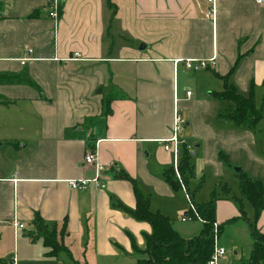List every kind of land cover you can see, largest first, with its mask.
<instances>
[{
    "label": "crops",
    "instance_id": "0c3cea01",
    "mask_svg": "<svg viewBox=\"0 0 264 264\" xmlns=\"http://www.w3.org/2000/svg\"><path fill=\"white\" fill-rule=\"evenodd\" d=\"M54 3L57 18L48 15ZM210 7L208 0H0V260L136 264L146 255L133 244L142 250L151 227L119 207H136L135 187L181 237L198 234L200 220L182 219L184 192L162 177L174 169L161 140L172 135L176 111L193 165L185 186L195 204L217 191V225L239 215L225 196L240 197L235 167L264 185V120L255 129L235 126L219 117L231 103L216 97L229 75L240 94L252 87L264 111V3L215 0L214 15ZM212 57L195 72L174 64ZM88 152L105 164L102 186L73 189L67 179L94 176ZM243 207L251 219L252 206ZM36 217L70 254L49 257L41 238L28 236ZM227 225L217 245L233 246L239 264L251 250L249 227L243 219ZM256 225L264 231V209Z\"/></svg>",
    "mask_w": 264,
    "mask_h": 264
},
{
    "label": "trees",
    "instance_id": "16d2710c",
    "mask_svg": "<svg viewBox=\"0 0 264 264\" xmlns=\"http://www.w3.org/2000/svg\"><path fill=\"white\" fill-rule=\"evenodd\" d=\"M228 77L229 75L220 77L225 87L223 91L216 93V97L230 102L232 108L224 113H220L219 117L233 123L235 126L255 129L264 120V111L255 106L252 87L246 95H242L228 82ZM10 78L14 79L15 77L8 76L4 80ZM180 155L179 174L183 183L187 184V181L193 175L191 153L186 146H182ZM236 172L240 197L230 196L228 194L229 190L225 191V196H229L237 205L239 215L233 216L227 220V223L237 219L245 220L252 239V246L248 256L241 259L239 264H264V231L260 230L256 225L258 216L264 209V185L261 180L254 179L241 170ZM123 177L129 179L126 174ZM162 177L173 188L177 189L180 187L171 168L163 171ZM134 193L136 207L133 210L127 209L122 205H119V207L132 218L147 222L151 227L150 233L144 235V248L142 250L133 244L132 248L135 253L139 254V252H143L146 255L145 257L138 258L136 264H207L214 248L215 234L216 237H219L223 229L222 224H218L216 233L213 230V224L216 223L215 202L219 195L217 191H213L210 199L206 202L195 204L198 218L193 216L189 211L186 214L190 219H201L202 222L199 233L189 238L181 237L172 227L168 217L160 212L151 211L148 199L141 193L139 188L135 187ZM244 200L252 206L253 216L251 219L245 214L243 207ZM34 224L36 227L33 232H36L46 247L50 249L46 254L47 256L56 257L58 252L70 254L60 241L56 239L54 231L52 229L48 230V227H46L39 217L35 218ZM33 232H28V236L33 237Z\"/></svg>",
    "mask_w": 264,
    "mask_h": 264
},
{
    "label": "built area",
    "instance_id": "2783aa9c",
    "mask_svg": "<svg viewBox=\"0 0 264 264\" xmlns=\"http://www.w3.org/2000/svg\"><path fill=\"white\" fill-rule=\"evenodd\" d=\"M208 2L211 4L210 13L212 15H214L215 9H216L215 8V0H208ZM255 2L257 4H263L264 0H255ZM48 15L52 18L58 17L57 3H54L51 6V10L48 12ZM29 53H31V51H29ZM27 61H28V58H26V57L20 58V63L22 65H24ZM178 63L183 64V66L187 70L195 72V71L205 69L210 64H213L214 58L213 57L212 58H186V59L174 60V64L177 65ZM190 94H191L190 91L186 92L187 97L190 96ZM183 125H184V119L182 118L180 113L178 111H176L174 114V118H173L172 135L168 139L161 140L163 149L165 151H170L173 154V166H174V170L176 172H177V166H178V156L180 154V146H181V142H180L178 135H179ZM84 163L87 165H92L94 167V176L91 178L81 177V178L67 179L66 182H67L68 186L73 188V189L85 188L90 183H94L96 186H102V184L99 180V176H100V173L104 170L105 164H103L102 162L99 161L98 157L96 156V154L94 152H88V154L84 158ZM176 178L182 187L181 189L184 192L185 199L187 201L190 213L193 216L198 218V214H197L194 202L192 201L191 196L185 190L184 185H183V181H182V179L178 173H176ZM188 217L189 216H186L182 219L185 220ZM199 220L201 221V219H199ZM13 226L15 229L24 228V225L21 224L20 222L16 221V220L13 221ZM213 230L216 233V231H217V224L216 223L213 224ZM216 240H217V237L215 234L214 248H213V251L211 253L210 258L207 261V264H218L219 260L223 259L226 256V250L222 247H219L217 245ZM8 264H15V258L14 257L10 258Z\"/></svg>",
    "mask_w": 264,
    "mask_h": 264
},
{
    "label": "rangeland",
    "instance_id": "374dc122",
    "mask_svg": "<svg viewBox=\"0 0 264 264\" xmlns=\"http://www.w3.org/2000/svg\"><path fill=\"white\" fill-rule=\"evenodd\" d=\"M180 150H181V146H180ZM180 157H181V155L179 154V156H178V166H177V172L173 169V172H174V174H175V176H176V173H178L179 174V162H180ZM180 175V174H179ZM183 185H184V188H185V190L187 191V188H186V186H185V184L183 183ZM179 186H180V188H182L181 187V185L179 184ZM182 192H183V190H182ZM188 192V191H187ZM189 194V193H188ZM187 202V201H186ZM194 205H195V203H194ZM186 210L187 211H189V207H188V204L186 203ZM190 212V211H189ZM182 217H185V216H183L182 215ZM188 218H190V217H188ZM179 224H181L182 226H181V229H186L187 228V224L188 223H186V224H183V223H180V221H179ZM228 223H223L222 224V226H223V229H222V231H221V233L219 234V238H218V241L220 242V243H224V241L227 239V238H225L226 237V235H229L230 233L228 232V230H229V227H228V225H227ZM230 225V224H229ZM231 228V227H230ZM48 230H51L50 228H47ZM33 235L35 236V235H37V233L36 232H33ZM239 243V245H240V242H238ZM244 245V244H243ZM50 250V249H49ZM225 250H226V253H227V258H228V261H225V263L224 264H237L238 262L236 261V259H237V257L234 255V252L236 251L235 249H234V247L232 246H227V248H225ZM240 250H241V248H239L237 251H238V253H240ZM60 252H58V254H59ZM226 257V256H225ZM224 257V258H225ZM5 259L2 261V260H0V264H4L5 262H7L6 264H8L9 263V259H10V257H4ZM224 258L223 259H220L219 260V262H218V264L221 262V261H223L224 260ZM50 259H52L53 260V258H50ZM239 261V260H238ZM23 264H26V263H23ZM30 264H49V263H47L44 259H41V258H37L36 259V261H34L33 263H30Z\"/></svg>",
    "mask_w": 264,
    "mask_h": 264
},
{
    "label": "water",
    "instance_id": "95a60500",
    "mask_svg": "<svg viewBox=\"0 0 264 264\" xmlns=\"http://www.w3.org/2000/svg\"><path fill=\"white\" fill-rule=\"evenodd\" d=\"M234 169H235L236 171H239V170H240V168H239V167H235Z\"/></svg>",
    "mask_w": 264,
    "mask_h": 264
}]
</instances>
